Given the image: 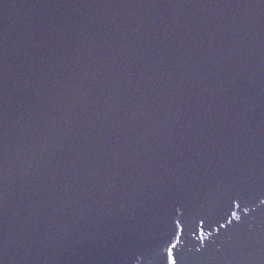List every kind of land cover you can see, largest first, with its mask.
I'll return each mask as SVG.
<instances>
[{"label":"water","instance_id":"95a60500","mask_svg":"<svg viewBox=\"0 0 264 264\" xmlns=\"http://www.w3.org/2000/svg\"><path fill=\"white\" fill-rule=\"evenodd\" d=\"M0 264H264V0H0Z\"/></svg>","mask_w":264,"mask_h":264}]
</instances>
